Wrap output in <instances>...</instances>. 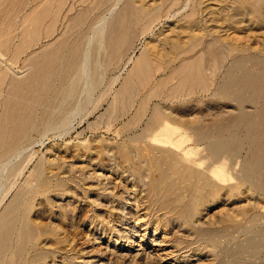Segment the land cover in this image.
Masks as SVG:
<instances>
[{
  "label": "rangeland",
  "instance_id": "obj_1",
  "mask_svg": "<svg viewBox=\"0 0 264 264\" xmlns=\"http://www.w3.org/2000/svg\"><path fill=\"white\" fill-rule=\"evenodd\" d=\"M247 1L250 4L254 3L253 0ZM197 2V0H193L190 6H193V4ZM229 4L231 3L229 2L227 5ZM236 6L237 5H234V9ZM200 13V19L203 20L202 26H204V28L206 29L208 28V26H212V22L215 21V18H209L208 23H206L204 15L205 12L203 14L202 12ZM173 14L174 17H172L168 21H163L162 24L156 26V28L150 35L137 38L135 42L136 52L134 54L133 60L129 63L122 64L121 68H119L118 70L107 73L104 79V88L102 87L103 89L101 88L94 94V96L91 97L93 104L91 100L89 104H85V100L86 98H88L86 95L87 92L81 89V92H77V95L75 94L74 96L66 98V102L68 104H72L70 106V108H72V111H70L69 113V117L71 119L69 118L70 120L68 121L69 123H66L67 125L64 124L58 126L61 127V129L55 128L53 129V132L48 131L45 136L43 135L44 137L36 135V137L34 136V138L27 140L25 143H18L16 139H20L23 136L22 134H25L24 129L26 128L27 124L31 123V121H34L37 116V111H39L38 108L41 109L38 106L43 107V105H40L43 102V98L41 99L38 95H36L35 92L42 87L43 80L46 79V76L49 77L53 72V68L58 60V55L63 51V46L62 44H60L61 42H59V44L52 43L50 46H47L46 43H42L43 46H41L40 48H36V50H34L31 55L29 54L28 57L24 56L22 58L19 67H23L21 68L22 71L26 68L28 69L24 72L21 71L22 73L18 77L11 75L10 78L11 80H13V83L15 82L16 84L17 82L16 85L20 87L16 88L17 91L15 89V92L8 97L7 93L5 92L3 94L4 96L1 97L2 99L0 100V107L2 108H0V125H2L0 126V129L2 128L0 130L1 264H21L20 256L22 257L26 247L28 246L27 243H29L30 241V235H28L27 237L24 236L16 245L14 244L15 246L12 245V220L14 218V213H16V208L19 202L27 193L30 184L35 183L38 177L37 175H39L40 173H43V176H46V174L48 176L55 175V178L56 176H58L56 179H53V187L50 190L51 192L49 191L46 195H43V199L41 197L37 200V205L44 204L42 205L43 216L42 218H40L42 221L39 219V222L43 224V228L45 230L48 229V231H52L53 234L47 237H43V253H45L46 255V264H264V244L260 245L258 243L259 237H264V235H261V232L262 234H264V226L262 224L264 223V69L263 71L262 69H258L256 66H254L255 64L251 62L250 64L252 66L250 64H246L242 66L243 69L240 68L241 70L239 69L235 71L234 75V73H230L231 61H228V55L222 56V54H219L217 58H211V72L207 77L209 82L207 81L208 84L206 89H203L202 87L198 88V86L190 93L189 89L185 87V89L181 91L182 95L180 92L177 95L171 96L172 98L167 97V95H163L160 98H154L150 107H148L146 114L137 113L136 107L124 108L118 105L119 103L117 104V102H114L117 92L120 90L124 79L128 77V75L130 74L129 72H131L134 66V62L143 53L146 40L149 38L155 39L156 35L162 32L163 28L166 25V27H168L175 21H177V27L180 28L182 23L184 24L189 20L195 22L198 18L197 15L189 17L188 10L187 12L176 10ZM249 18V16H244L246 22L248 21V23L252 24H250V26L248 27H238L239 29L236 27L237 30H235V34L239 39V36L241 38L242 34L243 36L247 35L246 32H248L249 29L250 31L252 30V36L249 34L250 32H248L249 35L245 37L249 39L253 38L254 40H247L242 36L243 39H239L240 43H248V45H251V47L253 48H259L258 50L264 49V40L262 39L264 38V23L260 24L254 22V20L252 19L249 20ZM182 20H184V22H182ZM220 27H223V25H220ZM223 29L225 31L226 26H224ZM258 32H260L259 35ZM184 36L187 35L184 34ZM95 39L98 41L99 36L97 35L94 37V39H92L93 43L91 42V46L93 44V48L97 46V41H95ZM255 42H258V46L257 44H255ZM46 46L48 49L46 48ZM37 49H40L39 52ZM34 59L36 61H33ZM24 60H27L28 63ZM216 60L218 61L217 63ZM30 62L31 64H29ZM223 64L224 66H222ZM225 65H227V67ZM50 66L52 69H50ZM31 68L33 69L31 70ZM228 70L230 74H228ZM25 75H27L28 77ZM211 78H214V81ZM238 78L239 80H237ZM112 79H115L116 82L109 88L108 85ZM174 81L173 84L176 85L177 80ZM245 83L248 86L244 85ZM234 84H236L237 86ZM82 85L85 84L82 83ZM211 87H213V90L211 89ZM207 89L209 93L206 92ZM245 91H248V93H246ZM253 94L257 96L255 97ZM193 97L196 99L194 100ZM242 98L244 100H241ZM31 104L32 106L30 107ZM84 104L86 107L84 106ZM159 106H161L160 108L163 116L160 117V119L156 120L155 116H157V114H155V108ZM20 109H22L21 112L19 111ZM77 110L78 113L81 114L80 116L79 114H77ZM245 111H247L248 113ZM54 112H56L54 114L56 116H59V114H61L58 110ZM257 113H259L260 115ZM86 114L89 116H87ZM215 115H217V117ZM71 120L74 121L73 124ZM224 120L225 122L223 123L222 121ZM9 124L12 126H10ZM159 124H161V126ZM67 126L69 127V129ZM248 126L250 127L248 128ZM10 129L11 133L9 131ZM66 129H68L69 131H66ZM220 130L221 132H219ZM146 132H148V136L146 135ZM215 132L219 133L215 134ZM2 135L4 137V140H2ZM257 136H260V138L258 137V139ZM9 138L10 140H8ZM214 138L216 139V141ZM252 138L256 140L254 141ZM221 139L222 141H220ZM14 141L17 142V144ZM216 142L219 143L217 144ZM14 143L16 144V146ZM164 144L168 145L165 146ZM144 146L145 150L143 149ZM17 147H20L21 150H19L20 148L18 149ZM138 148L140 149L139 151ZM150 148H153V150L157 149L156 151L159 155L156 154L155 150H151L153 151L151 154L149 150ZM123 149L127 152L123 151ZM128 150L130 152H128ZM164 151L166 155L163 154ZM107 152H109V156ZM147 152L151 154V156L149 154L147 155ZM143 154L145 155V157L143 156ZM167 154H171L170 156H172L173 154L172 157H176L174 159H176L177 161L181 159V162L178 161V164L180 163L179 167L184 171H193V174L191 175L189 180L191 181L193 186L198 185L193 189V191L195 189L197 190L194 191L197 194L192 193L190 196L189 193L183 192L185 193L183 202H185H182V205L185 206L184 209H186V216L185 214L184 216H180L178 213L173 212L172 206H175L174 202H171L169 205H163L160 199L158 200L157 197L152 196V194H150V187L149 185H147L148 172L146 170H137V167L146 166L148 160L147 158H164L168 156ZM230 154L231 156H229ZM8 156L10 157V159ZM140 156H143L144 158H141ZM146 156L148 157L146 158ZM218 158L219 160H216ZM213 159L218 162L216 163ZM128 160L129 162H127ZM172 161L174 162V160ZM172 161H169L166 164V167H170L171 165L169 164L170 162L171 164H173ZM183 163L184 165H182ZM130 165H132V168L130 167ZM40 167L42 170L40 169ZM194 167L197 170L194 169ZM245 169H247V171ZM35 170H37V173L34 172ZM198 170L200 175L198 174ZM34 173L35 175H33ZM248 173L251 176L248 177ZM196 175L199 178H197ZM93 176L94 179H91V177ZM251 177H253V179ZM208 178L210 179L208 180ZM33 179L34 182L32 183ZM60 180H62L61 186L59 185V183H61ZM96 180L98 182H95ZM240 184L242 186H239ZM203 185H207V187H204ZM199 187L204 188L200 189V191L198 190ZM21 191L23 194L21 193ZM214 192L215 194H213ZM199 194L201 195L199 196ZM18 195H20L19 200ZM51 195L53 196L51 197ZM213 195L217 196L214 197ZM188 196L191 198H188ZM174 197L175 195H172V198ZM48 199L49 201H47ZM16 200L18 203L16 202L14 204V201ZM192 201H195L196 203ZM248 202L250 204H248ZM191 203L192 205H190ZM193 208L194 210L196 208H199L196 209L197 211L195 210L198 215H196ZM35 209H38V206H36ZM35 212L36 211H34V213ZM193 212L195 216L192 215ZM246 216L247 218L245 219L244 217ZM189 218L192 221H190ZM243 218L245 221H243L244 224L242 223ZM249 220H254L257 223L255 224V226H253L254 228L252 227L249 231H246L247 233L245 232L248 235L246 236V234L243 233V230H245V228L249 226ZM255 228L259 229L256 230ZM247 229L248 227L246 228V230ZM205 236L207 237V239ZM255 236L256 238L258 237L257 240L255 239ZM234 237L237 241H235L234 239L232 240V238ZM241 237H243V239ZM251 238L252 240H250ZM253 240L256 242H254ZM220 242L222 243V246ZM251 242L254 244L252 245ZM241 245L243 247L245 246L246 249ZM251 245H258V247L260 248L256 249V251L258 250L256 253H253V249H251V251L249 249L252 248ZM17 246H19L18 249L16 248ZM238 247L241 248L239 249ZM233 248L235 249L234 251L232 250ZM242 250L243 252H241ZM227 251H232V255H228ZM237 251L240 253H238ZM250 252L253 254L251 255ZM1 254L3 255L1 256ZM235 255H237V257ZM9 260L11 261L9 262ZM5 261H8L9 263H5Z\"/></svg>",
  "mask_w": 264,
  "mask_h": 264
},
{
  "label": "bare ground",
  "instance_id": "obj_2",
  "mask_svg": "<svg viewBox=\"0 0 264 264\" xmlns=\"http://www.w3.org/2000/svg\"><path fill=\"white\" fill-rule=\"evenodd\" d=\"M197 1L198 2L193 4V6H190L191 3L193 2V0H0V100L2 99L1 97L4 96L3 94L5 92L7 93V97H8V96H11L15 92L16 88L20 87V86L16 85L17 82H16V84H15V82L13 83V80H11L10 78H11V75H14V76L18 77L19 75H21L22 72H24L25 70L28 69V68H26L25 70L22 71L21 68H23V67H21V68L19 67V64H20V62H21V60H22V58L24 56L28 57L29 54L31 55L33 53V51L36 50V48H40L41 46H43L42 43H46L47 46H50L52 43L53 44L54 43L59 44V42H61L60 44H62V46H63V51L58 55V60L56 59L57 62H56V65L53 68V72L51 73V75L49 77L46 76V79L43 80L42 87L39 90H37L36 92L33 91L41 99L43 98V102L40 104V105H43V107L42 106H38L41 109L38 108L39 111H37V116L34 119V121H31V123H28V124L26 123L27 126L25 125L26 128L24 129V131H25L24 133L25 134H22L23 136L20 139L19 138L16 139L18 141V143H25L27 140L34 138V136L36 137V135L44 137L45 134L48 131L49 132L50 131L53 132V129H55V128H57V129L60 128L61 129V127H58V126L66 124L71 119L69 117V113H70V111H72L71 110L72 108H70V106L72 104H70V103L68 104L66 102V98L70 97V96H74L75 94L77 95L79 93V91L81 89H83L84 91L87 92V94L85 92L84 93L88 97L85 100V104H89L90 100H91V97L94 96V94L96 92H98L103 87V85L105 84L104 79H105V76L107 75V73L112 72V71L114 72V71L118 70L119 68H121L122 64L129 63L130 61L133 60L134 54L136 52L135 42H136L137 38L146 37L147 35H150L154 31L156 26L162 24L163 21L164 22L168 21L169 19L174 17L173 13L176 10H181V12L182 11L183 12L184 11L187 12V10H188V12H189L188 16L189 17L197 15L198 18L196 17L197 20L195 22H192V21L189 20L188 22H185L184 24L182 23L180 28L177 27V24H176L177 21H175L171 25H169L168 27H166L167 26L166 25L163 28L162 32H160L158 35H156V37L154 36L155 39L149 38V39H147L145 41V48H144L143 53L134 62V66H133L131 72H129L130 74L128 75L127 78L124 79V81H123V83H122V85L120 87V90L117 92V95H116V97L114 99V102H117V104L119 103L118 105H120L121 107H124V108H126V107H130V108L136 107L137 113L146 114V111H147L148 107H150V105H151V103H152L154 98H160L163 95H167V97H171L173 95H177L183 89H185V87H187L189 89L190 93H191L192 90H194L198 86H199L198 88L202 87L203 89H206L207 88V84L209 82L207 77L210 75V72H211V58L214 57V59H215V57L217 58L219 56V54L220 55L222 54V56L228 55V57H229L228 61L229 60L231 61V68H230V73L231 74H233L235 71L239 70L240 68L243 69L242 66H244L246 64H250L251 62H253L255 64L254 66H256L260 70L262 69V71H263V69H264V49L258 50L259 48L258 49L256 47L253 48V47H251V45H248V43H240V40H241L243 34L241 35V38L239 36V39H240L239 40L237 38V35L235 34V30H237L236 27L237 28L241 27V26H245V27L247 26L248 27V26H250V24H252V23H248V21L246 22V20H245L246 18L244 19V16H249L250 17L249 20L252 19V20H254V22H257V23H260V24L264 23V0H253L254 3H252V4H250L247 0H197ZM229 2L231 4L227 5ZM234 5H237L235 7V9H234ZM200 12H202V14L205 12L204 15H205L206 23H208L209 18H211V17L215 18V21L212 22L213 23L212 26H210V27L208 26L207 29L204 28V26H202V21L203 20L200 19V16H199V15H201ZM184 18H182V19H184ZM179 20H181V19H179ZM182 22H184V20H182ZM220 25L221 26L223 25V27L226 26V30L224 31L223 27H220ZM261 26H263V25H261ZM188 29H189V31H188ZM251 31H250V29L248 31V32H250L249 33L250 35H251V33H253ZM248 32H246L247 35H245V36L249 35ZM184 34H186L187 36H184ZM259 34H260V32H258V35ZM261 34H262V32H261ZM97 35L99 36L98 41L95 39V41H97V46H95V48H93L92 47L93 44L91 46V42L93 43L92 39H94V37L97 36ZM256 35H257V31H256ZM245 36H243V37H245ZM245 38L247 40H250V39H252V41L254 40L253 38H250V39L247 38V37H245ZM262 39L264 40V38H262ZM257 43L255 42V44H257ZM47 46H46V48H47ZM257 46H258V44H257ZM46 48H43V49H46ZM39 50H38V52H39ZM55 51H56V49H55ZM46 54H47V52H46ZM46 58H47V56H46ZM35 59L33 61H36ZM27 60L26 61L24 60V61L27 62ZM217 60H216V63L219 61V60L218 61ZM31 62L29 64H31ZM216 63H214V64H216ZM222 66H224V64ZM225 66L227 67V65H225ZM216 68H218V67H216ZM32 69L33 68H31V70ZM50 69H52L51 66H50ZM45 70H46V68H45ZM246 70H248V69H246ZM41 72H42V70H41ZM249 72H247V73H249ZM230 73H229V70H228V74H230ZM234 75H235V73H234ZM261 75H262V73H261ZM25 76H27V75H25ZM22 77H23V75H22ZM225 77H228V76H225ZM262 77H263V75H262ZM248 78H250V77H248ZM174 80H177V84L176 85L173 84L175 82ZM237 80H239V78ZM261 80H263V79H261ZM115 82H116L115 79H112L109 82V85H108L109 88L111 86H113ZM35 83H36V81H35ZM82 83H84L85 85H82ZM229 84H227V85H229ZM81 85L85 86V87H82ZM225 85H226V83H225ZM234 85H236V84H234ZM234 85H232V86H234ZM240 85H242V84H240ZM244 85H246V83ZM252 85H254V84H252ZM246 86H248V85H246ZM224 87H226V86H224ZM230 87H231V85H230ZM250 87H251V85H250ZM212 88L213 87H211V89ZM227 88H226V90H227ZM224 90H225V88H224ZM16 91H17V89H16ZM201 91H202V89H201ZM197 92H198V90H197ZM206 92H208V89H207ZM233 92H236V91H233ZM233 92H231V93H233ZM246 93H248V91ZM183 94H185V93H183ZM217 94H215V95H217ZM181 95H182V92H181ZM254 96L256 97L257 95H254ZM20 97H21V95H20ZM78 97H79V95H78ZM84 97H85V95H84ZM186 98H187V96H186ZM190 98H192V97H190ZM34 99H35V97H34ZM178 99H179V96H178ZM195 99L196 98H194V100ZM237 99H238V96H237ZM37 100H38V98H37ZM241 100H244V99L242 98ZM256 100H258V99H256ZM91 102H92V100H91ZM0 103H1V101H0ZM4 104H5V102H4ZM85 104H84V106H85ZM92 104H93V102H92ZM37 105H36V107H37ZM156 105H158V104H156ZM31 106H32V104L30 105V107ZM80 107H81V105H80ZM160 107L161 106L155 108V111H156L155 114H157V116H155L156 120L160 119V117L163 116V113L161 112V108ZM3 108H5V107H3ZM247 109H249V108H247ZM57 110L60 111V113H61V114H59V112H58L59 116L54 115L56 113L54 111H57ZM78 110H77V114H79V116H80L81 114L78 113ZM263 110H262V112H263ZM19 111L21 112L22 109H20ZM7 112H8V109H7ZM245 112H247V111H245ZM77 114H75V115H77ZM257 114H259V113H257ZM89 115H87V116H89ZM172 115H175V114H172ZM79 116H77V117H79ZM215 116L217 117V115H215ZM227 116H228V114H227ZM71 117H72V115H71ZM152 117H153V115H152ZM235 117H236V115H235ZM3 119H4V117H3ZM153 119H154V117H153ZM233 120H234V118H233ZM238 120H239V117H238ZM163 121H164V119H163ZM226 121H227V119H226ZM73 122L74 121H72V124H73ZM150 122H151V120H150ZM150 122H149V124H150ZM222 122L224 123L225 120L222 121ZM231 122H232V120H231ZM4 125H5V122H4ZM159 125L161 126V124H159ZM0 126H2V125H0ZM10 126H12V125H10ZM20 127H22V126H20ZM71 127H72V125H71ZM147 127H149V126H147ZM151 127H152V125H151ZM249 127L250 126H248V128ZM194 128H195V126H194ZM7 129H5V130H7ZM68 129H69V127H68ZM68 129H66V131ZM201 129H203V128H201ZM226 129H227V127H226ZM195 130H196V128H195ZM251 130H252V128H251ZM9 131L11 133V129ZM12 131H13V128H12ZM219 132H221V130ZM216 133L217 132H215V134ZM254 133H255V130H254ZM147 134H148V132H146V135ZM6 135H4V136H6ZM10 135H12V134H10ZM181 135H182V133H181ZM46 136H48V135H46ZM183 136H184V134H183ZM2 137H3V135H2ZM258 137L260 138V136H257V138ZM222 139L220 141H222ZM2 140H4V137L2 138ZM8 140H10V138ZM215 141H216V139H215ZM156 142H155V144H156ZM15 143L17 144V142H15ZM16 144H15V146H16ZM166 145H168V144H166ZM227 145H229V144H227ZM215 146H216V144H215ZM173 147H171V148H173ZM12 148H14V147H12ZM219 148H220V146H219ZM143 149L145 150V146H144ZM19 150H21V148ZM139 150L140 149L138 148V151ZM149 150H150V152L152 154V152L155 149L153 150V148H150ZM151 150H153V151H151ZM123 151H126V150L123 149ZM220 151H221V149H220ZM232 151H230V152H232ZM235 151H236V149H235ZM128 152H130V151L128 150ZM108 153L109 152H107V154ZM118 153H119V151H118ZM144 154H143V156L145 157ZM148 154L149 153L147 152V155ZM151 154H149V155L151 156ZM156 154H158L157 151H156ZM163 154H165V151H164ZM10 155H11V153H10ZM170 155H168V156H166L164 158H152V157L147 158L148 156H146V158L148 159L147 163H146V166L137 167V170H146L148 172V175H147L148 183H147V185H149V187H150V190H151L150 194H152V196L157 197L158 200L160 199L161 202L163 203V205H169L171 202H174L175 206H172L173 212L178 213L180 216H184L186 209H184L185 206L182 205V202L184 200V195H185V193H183V192L189 193L190 196H191L192 193H196V192H194L196 189L193 191V189H194V187L196 185L193 186V184L189 180V178L193 174V171H190V170L184 171V170H182L179 167L180 163L178 164V161H180L181 159L177 161L176 159H174L176 157H174V158L172 157L173 154H172V156H170ZM216 155H218V154H216ZM108 156H109V154H108ZM221 156H219V157H221ZM229 156H231V154ZM8 157H7V159H8ZM126 157H127V155H126ZM133 157H135V156H133ZM122 158H124V157H122ZM9 159H10V157H9ZM9 159H8V161H9ZM136 160H138V159H136ZM172 160H174V162ZM216 160H219V158L216 159ZM169 161H172L173 164H171V162H170L169 165H171V166L170 167H166V164ZM186 161H187V159H186ZM125 162H126V160H125ZM127 162H129V160ZM133 162H134V160H133ZM3 165H4V163H3ZM182 165H184V163ZM130 167L132 168V165H130ZM40 169H41V167H40ZM194 169H196V168L194 167ZM245 170L247 171V169H245ZM34 172L37 173V170H35ZM35 173L33 175H35ZM198 174H199V170H198ZM250 174H252V173H250ZM43 175H44L43 173H40L39 175H37L38 176L37 180L35 181L34 184H30L27 193L24 195V197L19 202V204H18V206L16 208L17 209L16 213H14V218L11 216L13 218V220H12L13 222H12V225H11V235H12L11 242H12V245H14V244L16 245L24 236L27 237L28 235H30V239H29L30 241H29V243H27L28 246L26 247V249L24 248L25 251L22 250V251H24V253L22 252L23 255H22V257L20 256L21 264H46V261H45L46 260V255H45V253H43V237L50 236L52 234V231H48V229L45 230L43 228V224L39 222V219L42 218V216H43V206L42 205H44V204L37 205V200L39 198H41V197L43 199V195H46L52 189V187H53V185H52L53 183L52 182H53V179L55 178L54 177L55 175L54 176H51V175L48 176L47 174H46V176H43ZM58 175H59V173H58ZM247 176L249 177L251 175H249V173H248ZM57 177L58 176H56V178ZM76 177H78V176H76ZM248 177H245V178H248ZM197 178H199V177L197 176ZM197 178H196V180H197ZM251 178L253 179V177H251ZM251 178H250V180H251ZM87 179H89V178H87ZM91 179H94V176L91 177ZM209 179L210 178H208V180ZM241 179H243V178H241ZM74 180H76V179H74ZM28 181H30V180H28ZM61 181L62 180H60V182ZM200 181H199V184H200ZM247 181H246V183H247ZM33 182H34V179H33L32 183ZM95 182H98V181L96 180ZM84 183H86V182H84ZM249 183H251V182H249ZM27 185H29V184H27ZM59 185L61 186L62 182L59 183ZM91 185H89V186H91ZM56 186H57V184H56ZM203 186L207 187V185H203ZM239 186H242V185L240 184ZM204 187H199L198 190L203 189ZM215 188H216V186H215ZM238 188H240V187H238ZM237 190H239V189H237ZM242 190H243V188H242ZM175 192H177V193H175ZM21 193H22V191H21ZM213 194H215V192ZM172 195H175V197L172 198ZM200 195L201 194H199V196ZM244 195H246V194H244ZM52 196L53 195H51V197ZM204 196H206V195H204ZM216 196L217 195H215L214 197H216ZM19 198H20V195H18V200H19ZM188 198H191V197L188 196ZM207 198H208V196H207ZM47 201H49V199ZM16 202H17V200L14 201V204ZM39 202H40V200H39ZM156 202H157V200H156ZM192 202H195V201H192ZM199 203H200V200H199ZM14 204H12V205H14ZM248 204H250V203L248 202ZM190 205H192V203ZM36 206H38V209H35ZM169 207H171V206H169ZM198 207H199V204H198ZM196 209H199V208H196ZM193 210H194V208H193ZM195 210H194V212H195ZM34 211H36V212L34 213ZM200 211H201V209H200ZM194 212H193L192 215L195 216ZM7 213H8V211H7ZM190 213H189V215H190ZM195 213H196V215H198L197 212H195ZM185 216H186V214H185ZM192 217H190V218H192ZM182 218H184V217H182ZM190 218H189V220L192 221ZM231 218H232V216H231ZM244 218L246 219L247 216L244 217ZM244 218L242 220V223L244 221ZM255 220H257V219H255ZM186 221H187V218H186ZM231 222H233V221H231ZM256 223L257 222H255L254 220L250 221L249 222V226H247L248 229L246 230V228H247L246 227L245 230H243V233L246 234L247 233L246 231H249L253 226H255ZM5 224H7V223H5ZM262 224L264 226V223H262ZM257 229H259V228H257ZM262 231H263V229H262ZM203 232H204V230H203ZM249 235H251V234H249ZM261 235H264V234H262V232H261ZM214 236H216V235H214ZM246 236H248V235L246 234ZM256 236H255V239L257 240L258 237L256 238ZM258 236H259V234H258ZM241 238L243 239V237H241ZM47 239H46V241H47ZM206 239H207V237H206ZM233 239L235 240V237L232 238V240ZM239 239H240V237H239ZM27 240H28V238H27ZM212 240H214V239H212ZM217 240H218V238H217ZM217 240H215V241H217ZM250 240H252V238ZM209 241H210V239H209ZM235 241H237V240H235ZM214 242H210V243H214ZM229 242H231V241H229ZM252 242H251V244L253 245L254 243H252ZM254 242H256V241H254ZM240 243H241V241H240ZM245 243H248V242H245ZM258 243L260 245L264 244V237L263 236L259 237ZM220 244L222 246L221 242H220ZM242 244H243V242H242ZM10 247H11V245H10ZM18 247L19 246H17L16 248L18 249ZM234 248H236V247H234ZM234 248L232 249L233 251L235 250ZM243 248H245V246ZM259 248L260 247H258V245H255V246H252V248H249V249H250V251H251V249H253L252 252L256 253L258 251V250L256 251V249H259ZM213 249H215V248H213ZM245 251H247V250H245ZM19 252H20V250H19ZM223 252H224V250H223ZM231 252L227 251L228 255H232L233 252L232 253ZM241 252H243V250ZM238 253H240V252H238ZM253 253H251V255ZM2 255L3 254H1V256ZM235 256L237 257V255H235ZM10 261L11 260H9V262ZM9 262L5 261V263H9Z\"/></svg>",
  "mask_w": 264,
  "mask_h": 264
}]
</instances>
